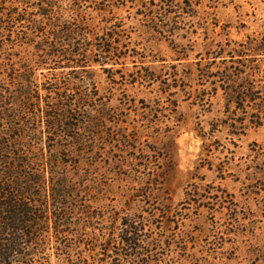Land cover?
<instances>
[{
    "label": "rangeland",
    "instance_id": "rangeland-1",
    "mask_svg": "<svg viewBox=\"0 0 264 264\" xmlns=\"http://www.w3.org/2000/svg\"><path fill=\"white\" fill-rule=\"evenodd\" d=\"M59 1L65 9L59 26L86 28L89 41L93 33L103 35L101 29L116 26L123 41L118 52L124 57L106 65L112 67L108 70L96 64L93 70L33 72L38 81L50 77L63 88L73 85V77H85L83 85L94 79L113 117L128 121L138 150L115 148L112 166L100 152L92 179L106 188L95 194V209L144 219L148 264H250L251 251L264 245V125L229 126L228 118H238L239 112L225 109L220 89L196 97L197 89L208 88L199 86L197 77L229 65L216 57L219 45L239 51L264 43V0H180L167 12L162 0H92L79 8L85 16L74 18L72 0ZM28 28L17 24L14 33L3 35L28 33ZM28 52L23 46L22 53ZM254 53L247 50L245 60L259 67L264 85V55L253 58ZM139 74L153 81L133 84L130 75ZM235 206L237 213L229 211ZM48 247L51 252L52 239Z\"/></svg>",
    "mask_w": 264,
    "mask_h": 264
},
{
    "label": "trees",
    "instance_id": "trees-1",
    "mask_svg": "<svg viewBox=\"0 0 264 264\" xmlns=\"http://www.w3.org/2000/svg\"><path fill=\"white\" fill-rule=\"evenodd\" d=\"M91 1L72 0L71 18L85 16L79 8ZM175 1L180 4V0L161 1L168 6L166 12ZM60 4L59 0H0V264H36L37 258L41 264H148L144 219L101 209L104 206L97 210L93 205L95 194L103 195L106 188L96 177L92 179L99 155L105 152L107 164L112 166L110 153L115 148L119 152L137 149L128 121L113 117L92 78L88 79L92 85H83L85 77H73V85L63 88L57 80L38 81L33 74L68 68L93 70L96 64L108 70L112 67L106 65L119 64L124 57L118 52L123 41L116 26L110 32L101 29L103 35L93 33L89 41L86 28L71 27L67 22L59 26L65 17ZM24 23L28 33L17 31L15 36L4 37ZM83 44L89 47L85 49ZM23 46L29 50L27 54L22 53ZM219 46L216 57L229 65L216 74L197 77L199 86L208 84V88L197 89L196 97L213 96L220 89L225 109L231 112L233 106L232 114L239 112L238 118H228L229 126L261 127L263 75L244 55L247 50L257 52L253 58L264 55V43L239 51ZM132 76L133 84L138 79L153 81L142 74ZM66 80L68 77L63 83ZM236 207L229 211L237 213ZM261 211L264 218V201ZM51 239L52 251L46 252ZM154 246L158 247V241ZM96 247L101 251H95ZM251 253L250 264H264V245ZM52 257L55 259L47 260Z\"/></svg>",
    "mask_w": 264,
    "mask_h": 264
}]
</instances>
